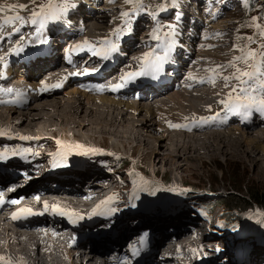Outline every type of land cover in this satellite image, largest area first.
I'll return each mask as SVG.
<instances>
[{
    "label": "bare ground",
    "instance_id": "1",
    "mask_svg": "<svg viewBox=\"0 0 264 264\" xmlns=\"http://www.w3.org/2000/svg\"><path fill=\"white\" fill-rule=\"evenodd\" d=\"M184 1L186 2V0ZM195 1L199 2V5L201 1V4H202V0H195ZM25 2L20 1L18 3L15 1L17 5L23 4ZM79 2H80L79 5L77 6L75 5L76 6L75 9H67L61 14L62 16L67 17L69 20H72L70 16H75L76 13L81 12L80 18L83 17V25H84L83 28L74 29L76 25L72 26L71 24L67 26L68 28H65V26H61L60 28H58L60 26L61 18L56 19L55 23H44L43 27H41L39 23L37 27V30H39V32L34 33L35 35H33L32 37L30 36L31 38L29 40L31 41H28L27 39L29 47L38 46L40 44L39 38L46 37L48 34H51L53 30L55 29H57L58 32L52 36L53 39H57L59 34H63L67 30H70L72 32V35H70L66 39V43L64 44L66 48L69 46L70 44L69 42H73L76 39H79L80 43H84L85 41H87L88 43L93 44V45L97 44V42L90 39L88 36L84 39L78 38L80 30H82L83 32H88L89 34L98 35L99 37L104 35V33H101V32L102 30H105V26L103 24L99 25L98 24L99 22H98L97 24H95L98 27L94 26L93 31L91 30H90L91 32L89 31V24H88L89 21L82 15L84 11L82 12L81 4H85L87 7H89L91 9L90 10L91 12L93 10H103V11H107V10L101 6L102 4L99 0H92V1L91 0H80ZM0 4L7 5V4H10V2L8 0H0ZM85 10H86V7H85ZM29 17H24V20L26 19L29 20ZM103 17L104 16L102 15H98L96 18H98V20H102ZM114 21H116V19H114ZM199 21L195 20L194 23L192 24V27L194 28V30H197V27L199 28L200 26ZM218 24L220 25V23ZM215 27H217V25ZM24 28H29V27L25 25V27H22V29ZM18 30L19 32L12 33L11 34L12 36L10 37L11 43L15 45L18 42L20 43L21 41H24V40L26 41V38L21 33L23 30L21 32H20V29ZM9 32L10 31L8 30V33ZM27 34H30V33L28 32ZM179 34H182V24L179 25V27L177 28V31L172 36V41L175 44H178V43L183 44L181 38L187 39L186 37H188L187 34L186 36L185 35L182 36L183 34L179 36ZM132 35L133 34L130 35L128 40L127 39L120 40L118 42L119 47L122 48V47H125L126 45H128V47H132L135 45V43L137 44L140 41V38H136ZM112 36L113 34L107 35V37H112ZM21 37H23V40H21ZM99 37H95V38L97 39ZM196 37L197 36L195 35L192 37V40H194V42L186 46L187 50H190V45L192 44H195V45L200 44L199 41L202 38L198 40ZM131 38H134V40H131ZM6 39L7 37L2 38L0 41V54L8 50V48H6L5 46L4 48L2 47ZM156 43L157 41H153V40H151L150 42L151 45L156 44ZM210 44L212 45V43H207L206 47L203 48L202 53L200 54L198 53V54L206 55V56L210 54V51H208V49L210 50V47H208L210 46ZM41 45L43 44L41 43ZM159 48L162 53L164 50L163 46L162 47L159 46ZM28 51L25 52L24 57L23 56L21 57L22 58L21 60L20 58H10L9 60H4V61L0 60V68H2L4 71V76L0 78L1 84L4 83V81H6L5 82L6 84L8 82L10 83L13 80H15L14 82L16 83V85H19L18 87L26 86L23 90H21L20 88L18 89V92L20 93L24 92L25 90H28V88L30 89L33 88L34 90H37V92H35L30 97L29 101L23 106H16L9 102L0 104L2 106H8L6 109V114L0 113V120H4L7 123H13L11 121H14L15 123H17L19 119H23L24 122H23V125L21 124V126H24V127L26 126V128L32 129L33 125L38 124L37 122L34 123L35 121H40L41 119H43L44 122L47 123L46 124V126L48 127L47 129L52 130L53 131L52 133H54V131L57 130V128L53 126L55 124H58L59 121L64 122L62 126L64 127L69 126L72 128L82 127L84 129L87 125V127L89 126V128L92 129V127L95 128V126L93 125L97 126V124L99 125L105 124V125L114 127L116 126V124H118L121 121V117L126 113V111L129 110L131 111V114L129 115H131L130 118L131 120H133L132 122H137L140 126L143 127L142 130L146 128V129H150L153 132H156L155 128L157 126L159 132H161V136L155 138L156 142L159 141L160 146H164L169 149L172 148L173 149L172 153H175V152L176 153L175 154L169 153L168 157L169 159L170 158H172L173 160L175 159V161H177L176 163H179V160L178 159L176 160V158H178V156L180 158V156L182 157L184 156V154L179 155L178 152L184 149L182 150L183 153L185 152L187 153L189 152V150L191 151L193 149L191 147L189 148L187 147L188 144L185 140L186 138H190V137H185L183 140L181 139L183 144H180V145L175 144L174 146L167 147L165 143H168V141L171 142V138L167 142H165L166 138H169V135H168L169 130L165 126H167L168 124L170 125L172 123H181V122L184 124H187L192 119H195V118L198 119V117H205L207 115H210L214 111L213 110L211 113L207 111L204 112L205 110L203 109L201 110V107L200 109L198 108L196 109V108H193L192 105L190 106L188 104L187 106L186 105L187 103L185 104L186 100L187 101H191V99L198 100V99L203 98V95H207V92L216 91V90L206 91V89L209 86L213 87L210 83L207 84L206 81L200 82L196 78H193V77L191 79H188V76H186L183 70L185 66L189 65V63L186 61H182V63H180L182 73L179 76L183 78L184 80H189V84H188L189 89H186L184 87L181 88L179 87V85H173V80L172 81L167 80L166 82H162V79H163L162 76L166 73L167 70L170 69V67H167L164 69V66L162 65L161 71L157 73L155 76L152 75V79H151L152 80L151 84L153 85L156 91L154 92L150 89L152 86L149 83L144 84L142 86L143 91H142L141 96L136 98L138 102L137 104V102L133 103L129 100L120 98L119 97L120 95L118 94V93H125V94L133 93L134 95L135 89L133 87H130L127 89L119 88L115 91L111 90V88L109 87L110 85H113V83L117 84L120 82V77L123 75V73L120 72V68L124 64H126L127 70L132 69L136 63L138 64V59H132L128 56V54L124 57H116L115 64L111 68H108V65H109L108 63H107V66H104L106 62H101L102 60H99L97 58H90L88 60L89 62L86 61L85 63L81 64L77 70H74V69L68 70L67 73H65V75L62 76V78L67 77V79H63V84L61 86L63 90L61 89L59 91V90L50 89L51 91L41 92L40 88L42 86V82L37 83L39 80H36L34 81V83H32L30 82V79H33L35 77L41 79L44 74H47V73L53 74L55 71L60 69V66L59 67L47 66L48 68H46L44 71H42L43 68L40 67L37 69V71L31 72L30 74L27 73L28 67H29L28 66L25 74L19 73V76L16 77L18 68H20L24 60L28 61V59L30 58L28 55ZM182 55H183V52L180 51L175 56V58L177 60H180V57ZM83 58H85V56ZM56 59L62 62V60L59 57V54L56 56ZM193 60L195 59L193 58ZM37 61H38L37 59H34L33 62H31L30 60L29 62L31 63H29V65L30 64L34 65ZM5 62H6V67H5ZM170 62H173V60L171 59ZM198 64H201V63L199 62ZM43 66H46V65L44 64ZM102 66L104 67L103 69L105 71L98 78H95L93 75H89L85 77L84 79H81L80 77H78V73L84 71L85 68L89 69V71L95 68L96 71H98V70H102L101 69ZM71 73H77V74L70 75ZM204 73L206 74V72ZM197 76L200 77V75H197ZM108 77H111V80L113 83H111L110 81L105 82L104 85H102L103 90L105 89V92L104 94H101V95H94L95 93L94 94L90 93L86 91L85 89H80L79 87L77 88L72 87L69 91L67 89L68 86L70 87V83L72 84L73 82L84 83V82L92 81V82L101 83V82H104ZM45 83L47 85H54V83H50V81H46ZM92 87H96L98 89L101 87V85L100 86L96 85ZM196 88L199 89V91H197V96H193V94L191 95L190 93ZM66 89L67 91L66 93L64 92V94L68 95L69 97L68 99H70L67 102L65 100H61L59 96H55V94H59L61 91H65ZM172 90L173 91L182 90V91L180 93L177 92V93H174V95L173 94L171 95L170 92ZM222 93L224 94V92ZM108 94H113L116 97L109 96ZM47 95L53 96L52 99H50L49 97L48 99L45 98L41 100L43 97H48ZM164 96L169 98L170 101L174 100L175 102L176 100L175 104L173 102H172L173 104H170V107H169L170 110L167 109L168 107L167 108L164 107L165 104L167 103L164 100ZM159 97H161V99H159ZM141 100L143 101L154 100L155 102L150 103L149 107H145L144 105L141 106L140 104ZM94 101H99V104L94 103ZM158 101L160 102L158 103ZM36 102H41V104L38 105ZM182 103H184L185 105L182 106L181 105ZM210 103L212 105H210L209 108L213 106H217L220 103V101L218 102L217 100V102H213V103L210 102ZM28 104L30 107L33 105V107L29 108L32 112H37L39 110L41 114H36V113L31 114L28 112H25L23 114V113L18 112L21 110L20 107H25ZM177 104L181 105L182 107H186V108H181L183 109V112L181 113L182 115L181 114L174 115L171 113V111L175 110V105ZM58 107H62V109H65L67 107L68 112L69 111H71L72 113L74 112V117L69 118L68 112H63L62 114H59L58 110L54 111L55 114L44 113L45 108L56 109ZM17 108H20V109H18L17 111ZM94 108L97 110L99 108L103 109L102 112L100 110H99L100 112H98V114L100 115V117L98 116V118L100 119L99 121L97 119L92 120V119L87 118V115H89V113L96 111ZM122 109H124V111ZM45 116L46 118H44ZM242 116L241 114H235L232 117H227V120H229L228 118H231L229 122L233 124L238 122L240 126L254 130L250 132L252 136H250L251 134L248 135L247 132L245 131H240V129L235 128V129H229L230 131L227 130V132L226 131L224 132L216 131V132L207 134L205 135L206 138H203L202 141L204 143L208 141H212L216 143L217 145L219 144L221 146V149L225 148L224 152H226V154H233L235 153L236 150H240L246 155L247 161H249L253 165H257L259 164L261 159L255 156L256 155L255 152L261 151V153L264 156V142H263V138L261 137V134L259 133V130L262 132V134L264 133V120L255 119L251 122H247L243 120ZM104 117H106L108 120H106ZM227 120L225 122H227ZM169 125L167 127L170 130H174L170 128ZM15 126L17 127V125ZM257 127H261V129L258 130ZM184 129L182 130L184 131ZM186 129L188 128L186 127ZM214 129H217V128H214ZM236 130H238V132L240 133L238 137L234 135V132H237ZM94 131L104 132L103 129L101 128L98 129V127L95 128ZM141 131L139 130V134L142 133ZM0 132H3V134L0 135V153H5L6 150L7 152L11 151L12 148L15 146L24 145V146H27V148L30 150L29 156L35 159H38V158H43L44 156H46V153H42L43 148L47 146L56 145V142L49 141L50 143H48L46 142V140L48 141V139H43L41 136H40L41 138L32 137V134H35L36 132H33L32 134L29 131L23 132L17 138L13 137V133L8 132V130H6L4 127L2 128L0 127ZM121 132L122 131L118 130L115 132L111 131L109 133L116 135V134H120ZM187 132L188 131H186V133ZM139 134H136L133 136L134 140L142 141L144 145L149 144V143L151 144V142L148 139H146L145 137L142 138ZM61 136H64V138H67L65 134ZM20 137H27V139H20ZM176 141L178 140H175V142ZM82 142H85V141H82ZM16 160H21V158L15 159V161ZM263 162H264V158H263ZM262 171H264V169H262ZM82 177H83V180L81 183H79ZM106 178H107V175L97 176L95 175V172L88 173L87 171H81L77 175L74 174L71 177L66 178V180H56V179H52L49 176L40 175L38 173V176H36L35 179L32 181V182H35V181L36 182L33 183L32 185L29 184L23 189L21 188L29 180L28 178L20 179L19 177H14L10 181L0 184V196H2L4 200L3 203H0V258H2L0 259V264H14L9 260L8 255L5 252V249L3 247V242L5 241H7L8 246L10 247V251L13 252L14 259L16 258L22 261V264H30L29 262H27L28 258H31L33 260L32 264H73L72 259L74 258V256H76L77 258L80 256H83L86 258V255L88 256L85 260V264H118V261H119L118 258L120 257L127 258V260H129L130 262L131 261L139 262L135 264H147V263L148 264H190L188 262V259L190 260L194 259L195 262L200 261V258L196 259L195 257H193L199 252H201L200 255L202 256V258L206 259V256L204 255L205 253L211 252V247L209 246V242L206 239H202V237H203L204 232L206 231H210L208 232L209 235L210 234L213 235L215 232L213 229H209V225L207 226V225L200 224V220L198 218H196V220L188 219V218L186 219L184 211L182 213H178L173 216L161 217L160 219L156 218L152 214V212H147V213L129 214L123 217L122 219L116 217V215H113V217L107 220L96 221L93 224L87 223V220L92 217L93 210L96 208V202L95 203L93 202L94 197L97 194H99L100 197H104L109 192V186L106 185L104 182ZM54 183L56 184L55 186L53 185ZM86 184H88L87 188L84 187ZM12 200H18L19 203L13 204L11 203ZM45 203L48 205L47 211H45V208H44ZM53 205H57L60 209H63L65 212L77 213L80 216H83L84 219L78 220L77 222H73L76 220L75 216H73L70 219L69 216L67 215L62 216L59 214H55L52 212ZM25 208H30L32 210H37V211L42 212L44 214V218H42L41 220H38V219L25 220L24 216H19V218L17 219H12V216H13L12 214L14 211H19ZM219 216L221 217L220 214ZM165 219H170L167 222L166 228L161 227V224L155 226L156 223H162L165 221ZM191 221L193 223H191ZM96 228H99V231H102L103 234L101 235L100 238H98V240L95 243H93L92 249L85 251V248L87 247L86 243L90 240V237H91L90 232L95 230ZM144 230L145 231L150 230V234L154 232V235L149 234V241L152 239V244L150 245L148 243L147 244L148 246L146 245L147 247L140 251L139 256L133 257L128 251L130 250V246H128V244L133 238L135 237H136L135 239L139 238L142 231ZM21 233L23 234V237H25L26 242H22V240H20L19 237H21L22 235ZM113 234H116V235L115 237L111 238L110 236ZM164 239H166V241ZM1 240L3 241L1 242ZM69 246H73V247L70 248ZM193 246H197L198 250L193 251L192 249ZM256 250H257V247L254 248V251L251 253L252 261L249 264H263L260 258H258V254H260L261 252L256 251ZM30 251H33V256H30ZM262 252L264 253V250ZM226 253H227L226 250H224L222 253V250L220 249L218 258L214 262H211V263L207 261L208 262L207 264H232L226 260V257H227V255H225ZM234 257L235 255L233 253L232 258ZM233 263L238 264V262L235 260ZM80 264L82 263L80 262Z\"/></svg>",
    "mask_w": 264,
    "mask_h": 264
},
{
    "label": "rangeland",
    "instance_id": "2",
    "mask_svg": "<svg viewBox=\"0 0 264 264\" xmlns=\"http://www.w3.org/2000/svg\"><path fill=\"white\" fill-rule=\"evenodd\" d=\"M8 1L10 2V4L11 3L16 4L15 1L18 3L20 1H22V2L26 1L25 3H23L24 5L27 6L26 9L17 10L18 14L21 15L22 17H29L31 15L32 11H39V5L41 3L47 2V0H15V1L14 0H8ZM79 1L80 0H69L68 6L66 7L65 10L75 9L76 6L79 5V3H80ZM99 1L102 4L101 6L104 7L107 11L93 10L91 12L90 11L91 9L89 7H87L85 4H81L82 12L85 11V13H86V15H85V13H83L82 15L86 19H88V21H89L88 22L89 31L90 30L93 31L94 26H96L95 24H97L98 22H99L98 23L99 25L103 24L105 26V30H102L101 33H104V35L99 37L98 35L89 34L88 32H83L82 30H80L78 38L84 39L88 36L90 39L97 42V44H94L97 48L104 47L103 42L105 40H111V41H115L116 43H118L120 40H123V39L128 40V38L130 37L131 34H133L132 36H134L136 38H140V41L137 44L135 43V45L132 47H128V45H126L125 47H122V48L119 47L117 53H115L114 58L123 57L126 54H128V56L130 58L137 59V58H140L141 56H143L144 53L151 52V51H157V49H159V46L165 47L169 40L172 41L171 37L173 35L164 36L163 33L165 32L167 34L169 31H171L172 27H174L175 30L177 31V28L181 24H182V34L183 35L179 34V36H181V35L186 36V34L188 35V37H186L187 39L185 41H183L185 43V45L188 46L189 44L194 42V40H192V37L194 35L197 36L196 38L198 40H200L202 38L201 39L202 41L201 40L199 41L200 44L190 45V50H185L183 45H180V47H183L182 51H183L184 56H188V52L192 53L191 57H189L190 63L193 65V63L195 61L194 65H196L197 69L200 67L198 70L196 69V71L203 73L201 75V79L203 78L202 79L203 81H206L207 84L210 83L213 86V87L209 86L206 89V91H214V90H216V91L207 92V95H203V98L198 99L200 101L194 100V99H191V101L186 100L187 102L185 101V104L187 103L186 104L187 106H188V104L190 106L192 105V107L196 108V109L197 108L200 109V107H201V110L202 109L205 110L204 112L207 111V112L211 113L213 110L214 111L210 115H207L205 117H198V119L197 118L192 119L187 124H184L182 122L181 123H172L175 125H182V124L186 125V127L188 129H186V127H170V125L168 124L170 128L174 129V130H170L167 127L168 125L165 126L169 130V133H168L169 138H166L165 142H167L171 138V142L168 141V143H165L167 145V147L168 146H174L175 144H177V145L183 144L182 140L185 137H190V138H186L185 140L188 144L187 147L188 148L191 147L193 149L191 151L189 150V152H187V153L186 152L183 153L182 150H184V149L179 151L178 152L179 155L184 154V156H182V157L180 156V158L178 156V158H176V160L177 159L179 160V163H176L177 161H175V159L174 160L172 158L169 159L168 154L169 153L175 154L176 152L172 153V151H173L172 148L169 149V148H166L164 146H160L159 141L156 142L155 138L161 136V132H159L157 126L155 128L156 132H153L150 129H146V128H144V130H142L143 129L142 126H140L137 122H132L133 120H131V118H130L131 115H129V114H131V111H129V110L126 111V113L121 117V121L118 124H116V126H114V127L113 126L111 127V126L105 125V124H100L101 126L99 124H97V126L93 125V126H95V128L98 127V129L99 128L103 129L104 132H95L94 127H92V129H91V128H89V126L87 127V125L84 129L82 127L81 128L80 127L72 128L69 126L64 127V126H62L64 124V122L59 121L58 124H55L53 126V127L57 128V130L54 131V133H55L54 134V133H52L53 132L52 130L47 129L48 128L46 126L47 123L44 122L43 119H41L40 121H35L34 123L37 122L38 124L33 125L32 129L26 128V126L25 127L21 126V124L23 125V122H24L23 119H20L18 121L19 123L18 122L15 123L14 121H11V122H14V124H18L17 127L22 132H27V131L34 132V131H36V133L37 132L43 133V134L47 133V134L54 135L58 138H60L61 135L65 134L69 140L72 139L74 141L88 142L92 147H95L97 149L96 154H94V159L98 158L100 160V162L96 163L94 161V162H92V164L94 165V167H96L98 169H103L102 168V161L105 164V166L112 167L114 165V163L109 161V159L111 157L115 158V159L116 158L118 159V158L131 157L130 160L132 162H136L137 166H139L140 168L145 170L147 175L149 177L153 178L154 180H158L160 175H162V177H164L165 175L168 174L170 180L171 179L183 180L186 183L189 182V183H191V186L195 187L196 189L198 187H200V188L205 187L207 192L211 191L212 194H214V191H215V193L216 192L217 193L218 192H225L226 187L228 188L229 186H232V185L233 186L236 185V186L240 187V189H243V190H244V188L253 187V188H257L259 191H264V171H262V169H264V166H263L264 165V162H263L264 156L261 153V151L255 152V154H256L255 156L257 158H260L261 161L259 162V164L253 165L252 163L247 161L246 155L240 150H236L235 153H233V154H226V152H224L225 148L221 149V146L219 144L217 145L216 143H214L212 141H208L205 143L202 141L203 138H206L205 135L216 132V131H218V132L219 131L220 132L226 131L227 132V130L230 131L229 129L238 128V129H240V131L247 132L248 135L251 134L250 133L251 131H254L250 128L248 129L246 127L240 126V124L238 122L234 123V124L229 122V120L231 118H228L229 120H227V117H232L233 115L238 114V113L227 112L222 103H219L217 106H213L214 108L213 107L209 108V107H210V105H212L210 102H212V103L217 102V100L219 102V101L226 99L227 96L229 95V93L232 92L233 87H238V82L235 79H229L228 81H225V79H224V77H232L233 74L235 73V68L230 66V62H234L237 67H240V68L245 67V65L242 62L234 61V57H238V56L243 55L244 52L249 50V49L254 50V51L259 53L262 50V48H264V37H262L260 35L261 30L264 29V6H263L264 0H254L253 1V3H254L253 7L249 6L248 0H202V4L200 1V5H199V2H197L195 0H186V2L184 0H175V3H173V0H172L169 5H167L166 2L162 3V5L164 6L163 8H160V6L157 7L158 4H157V2H155V0H149V8H146V6H145L146 0H142V10L136 11L135 15H133L131 18V32L127 33L124 36H121V38L118 41L116 40V37L114 35L112 37H107V35L113 34L114 30L124 27V21L127 18L121 17V13L125 12V11L132 13L133 7L131 5L125 4L124 0H99ZM54 4H55V7L57 9L64 8L65 7V0H54ZM71 5H76V6H74V8H73V6H71ZM85 7H86V10H85ZM0 13L8 14L9 16L15 14V13H13L11 11H7V10L4 12H0ZM80 13H76L75 16L73 17L74 23L76 21H78V19L80 17ZM153 14H155V15H153ZM98 15L104 16L103 19L98 20V18H96ZM212 17H213V19H212ZM114 19H116V21H114ZM195 20L196 21L200 20L199 21L200 26H199V28L197 27V30H194V28L192 27V24L194 23ZM18 22L19 23L22 22L20 24L22 27H25V25L29 27V28H24V29H22V27L19 28L20 32L23 30L21 33L26 38V41L24 40V41L20 42L23 45L24 52H25V50H28L30 48L28 45V41H31V40H29V39L33 35H35L34 33L39 32V30H37L36 27L32 26L33 24L28 19L23 20V21H18ZM218 23H220V25ZM216 25H217V27H215ZM254 25H258L259 27H256ZM96 27H98V26H96ZM76 28L79 29L80 27H76ZM156 28H159L158 34L160 35L161 39L159 40L158 44L156 43V44L151 45L150 42L152 39H151L150 34ZM192 30L195 32H193ZM15 32L17 33V32H19V30H16ZM28 32L30 34H27ZM11 34H7L4 31V36H8V35L12 36ZM95 37H99V38L96 39ZM249 38H251V39H249ZM27 39H28V41H27ZM131 40H134V38H131ZM206 42L212 43V45L210 44V46H208V47H210V50L208 49V51H210V54H208L207 56L206 55H199L200 53H202L203 48L206 47V44H207ZM204 43H205V45H204ZM162 44H164V45H162ZM172 44H173V41H172ZM4 46L6 48H9V50L13 48L10 40H9V42H8V40L7 41L5 40L2 47L4 48ZM134 47H136V48H134ZM137 47H138V49H137ZM134 49H136V50H134ZM4 53L0 54V57L4 58L3 61L9 58L8 53H10V52L8 51L6 54H4ZM22 53L23 52H21L19 54H10V56H11L10 58H19V56H21ZM2 54H4V55H2ZM196 54L199 56H197ZM24 55H25V53H23V57H24ZM191 58H192V60H191ZM193 58L195 60H193ZM199 62L204 66H202L201 64H198ZM21 66H22V64H21ZM124 67H127V66L123 65L120 68L121 71ZM133 68H132L133 70L132 69H130V70L138 71V69L140 68V64L136 63L133 66ZM189 69H191V68L189 67ZM203 69H205V70H203ZM211 69H215V72L209 71ZM66 70H69V69H64V71H66ZM204 72H206V74ZM19 73L20 72L18 71L16 73V76H19ZM47 75H51V76L56 75L57 76L58 71H55L53 74L50 73ZM64 75H62V74L58 75L57 81L60 82L62 80V76H64ZM35 78H33L32 81H30V82L34 83V81L39 80L37 82V83H39V82L43 81V78H41V79L40 78L35 79ZM210 79H214V83L209 82ZM50 83L55 84L58 82H50ZM84 85H90V83H88V82H86V83L73 82L72 84L70 83V87L68 86L67 89H68V91L72 87H76V88L79 87L80 89H84V87H83ZM29 89L30 88H28V90ZM67 89L65 91H61L59 94H55V96H59V98L61 100H65L66 102L69 101L70 99H68L69 98L68 95L64 94V92L66 93ZM210 89H212V90H210ZM194 90L195 91L193 93V96H197V91H199V89L196 88ZM181 91L182 90H178V91L172 90L170 92V94L174 95V93H177V92L180 93ZM221 91L224 92L225 95ZM36 92H37V90H36ZM91 93H93V92H91ZM101 94H104V93L97 92L94 95H101ZM118 94L120 95L119 97L122 99L129 100L133 103L137 102V99L134 98L133 97L134 95L132 96L131 93L130 94L118 93ZM198 94H199V92H198ZM258 94L264 95V89H259ZM108 95L114 96L113 94H108ZM47 96L48 97H43L41 100H43L45 98L48 99L49 97H50V99H52V97H53V96H49V95H47ZM166 96H167V94H166ZM166 96H164V100H165V102H167L169 104L166 103L164 107L165 108L168 107L167 109L170 110V108H169L170 104H173V103L175 104L176 100H175V102H174V100L170 101V99L167 98ZM114 97H116V96H114ZM159 99H161V97H159ZM173 99H175V98H173ZM204 99H206V100H204ZM164 100H163V102H164ZM154 102H155L154 100H148V101L141 100L140 104H141V106L144 105L145 107H149L150 103H154ZM159 102L160 101H158V103ZM36 103L38 105L41 104V102H36ZM94 103L99 104V101H94ZM137 104H138V102H137ZM185 104L182 103L181 105L183 106ZM181 105H179V104L175 105V110L171 111V113L174 115H180L183 112V109H181V108H186V107H182ZM7 107L8 106L0 105V113L6 114ZM31 107H33V105ZM31 107L28 104L25 107H20L21 108L20 111H18V109H20V108H17V111L20 113H23V114L25 112H28L31 114H34V113L41 114L39 112V110L37 112H32L29 109ZM61 109H62V107H58L56 109L45 108L44 113L55 114V112H54L55 110H58L59 114H62L63 112H68L67 107L65 109H62V110ZM95 110H96V111H94L95 113L94 112L89 113V115H87V118L92 119V120L97 119L99 121L100 119L98 118V116L100 117V115L98 114V112H100V111L102 112L103 109L99 108L98 110L97 109H95ZM122 110L124 111V109H122ZM68 116H69V118H73L74 112L72 113L71 111H69ZM209 117H215V119L209 120V122H207V123H200L199 122L201 118H209ZM44 118H46V116ZM104 118L106 120H108L106 117H104ZM242 118L244 120V116H242ZM226 120H227V122H225ZM4 123H7V122H5L4 120H0V127L1 128L5 126ZM191 123H193V124H191ZM235 124H237V125H235ZM191 126H192V128H191ZM202 126H204L205 128ZM220 126H221V128H220ZM200 127L203 129H201ZM241 127H243V128H241ZM181 128L182 129L185 128L184 131ZM208 128H210V129H208ZM214 128H217V129H214ZM199 129H201L202 131ZM257 129L259 130V129H261V127H257ZM118 130L122 131L120 134H122L123 136L120 134L115 135V134L109 133L111 131L115 132ZM139 130L140 131L142 130L141 134H139ZM124 131H126V132H124ZM186 131H188L189 133L188 132L186 133ZM236 131L237 132H234V135L238 137V135L240 133L238 132V130H236ZM106 132H108V133H106ZM259 133L261 134V137L263 138V142H264V133L262 134V132L260 130H259ZM136 134H139L142 138L145 137L146 139H148L151 142V144L149 143L150 145L149 144L144 145V143H142V141L134 140L133 136ZM250 136H252V134ZM61 137H64V136H61ZM237 137H236V139H237ZM240 138H241V136H240ZM62 140H64V138H62ZM175 140H178V141L175 142ZM46 142L50 143L47 140H46ZM99 146L103 147L104 149H99ZM43 149H42L43 152H50L53 150L49 147H45ZM162 158H164V159H162ZM260 168H262V169H260ZM152 171H156L157 175L153 176ZM88 173H91V172H88ZM108 173L110 175L114 176L115 173H121V171H119V172L118 171L117 172H108ZM210 177H213L214 183H210V181L208 179ZM82 180H83V177L81 178L79 183H81ZM35 182H31L30 185H32ZM102 208H107V204L103 203L99 207V209H102ZM176 210L178 211V213H182L184 211L186 219L188 218V219L196 220V218H198L200 220V224L207 225V226L209 225V229H213L215 232L213 235H211V234L209 235L208 232H210V231H206L203 234L202 239H206L209 242V246L211 247V252L205 253V255H204V256H206V259H203L202 256L200 255L201 252H199L193 257H195L196 259L200 258V261L195 262L194 259L193 260L188 259V262L190 264H197V263L198 264H207L208 263L207 261H209V263L214 262L218 258L219 251H217V248H219V247L222 250V253L224 250L227 251V253L225 254V255H227L226 260L229 261L230 263L234 264L233 263L234 260L232 258L233 252L232 251L229 252V249L225 245L226 237L227 238H229L230 236L232 237L230 232L233 230V227L231 229H226V228L221 226V220L220 219H218L216 222L213 219L216 214L225 213V215H229L228 210L225 208V206L223 204H221V203L217 204L216 203L213 206V208L211 209L209 215L201 214L202 216H208V218H209L208 220H204V217L203 218L200 217L199 213L194 209V207L188 203L185 195L182 197V199L179 200L178 205L176 207ZM219 218H220V216H219ZM248 218H249V221L246 222V219H248ZM262 218H264V211H261L258 208L254 209L253 212L248 211V213L245 214L242 218V221L244 220V222L240 225V229H242L245 226V224H246V226H249L253 220H255V219L258 220V219H262ZM153 219H154V217H153ZM169 220L170 219H165L164 222L156 223L155 226L161 224V227L166 228L167 222ZM209 220H211L212 222H210ZM191 223H193V222L191 221ZM143 226H142V228H143ZM164 240L166 241V239H164ZM206 248H208V247H206ZM258 258H260V260L262 261V258L264 260V255L262 256L261 254H258Z\"/></svg>",
    "mask_w": 264,
    "mask_h": 264
},
{
    "label": "snow or ice",
    "instance_id": "3",
    "mask_svg": "<svg viewBox=\"0 0 264 264\" xmlns=\"http://www.w3.org/2000/svg\"><path fill=\"white\" fill-rule=\"evenodd\" d=\"M69 0H65V7L57 9L54 4V0H47L46 3H41L39 5V11H32L31 15L29 17V21L32 24H36L38 21L43 27L46 20H52V19H60V14L66 9L68 6ZM125 4L131 5L133 7L132 13L125 11L121 13V17L127 18L124 21V27L114 30L113 35L116 37V40L118 41L121 36L126 35L127 33L131 32V18L133 15H135L136 11L142 10V0H124ZM173 3H175V0H173ZM75 6V5H71ZM26 5L24 4H7V5H0V12L4 11H11L15 14L10 16H5L0 22V27L7 26L14 24L18 21H23L24 17L18 14L17 10H24L26 9ZM163 5H160V8H163ZM155 15V14H153ZM256 27H259L258 25H254ZM175 28L172 27L171 31H169L166 35L171 36L173 33H175ZM159 28H156L152 31L150 34L151 39L153 40H160L161 37L158 34ZM260 35L264 37V29L261 30ZM251 39V38H249ZM21 40H23V37H21ZM43 42V41H41ZM104 47L100 49H93V54L96 56L101 57L103 60H109V58L112 56L113 53H116L119 49L118 43L111 40H105L103 42ZM91 47L88 45V42L85 41L84 45H76L74 46V49H82L83 47ZM172 47V41L169 40L168 43L165 46V52L164 55H154V51L144 53L143 56H141L139 59L140 61V69L138 71H129L124 73L120 77V82L115 85H110L109 87L111 90L115 91L121 87H124L127 83L131 82L138 76H142L145 74H151L155 76L157 73H159L162 69V65L167 60L168 55V49ZM70 50V51H72ZM24 51V47L21 43H17L15 46H13L12 49L9 50L10 54H19ZM3 57H0V60H3ZM234 61H240L242 62L245 67L240 68L237 67L234 62H230V66L235 68V73L232 77H224L225 81H228L229 79H235L238 82V87H233L232 92L229 93L226 99L220 101L224 105V108L229 113H238L244 116L246 119L248 116V110L252 108L259 109V111L264 112V95L258 94L259 89H264V48L258 53L254 50H247L244 52L243 55L234 57ZM6 67V62H5ZM85 72L89 71V69L85 68ZM91 71H96L95 68L91 69ZM209 71L215 72V69H211ZM77 73H71L70 75H76ZM4 76V71L2 68H0V78ZM63 79H67V77L62 78V80L54 85H47L46 83L42 82V86L40 88V91H46L50 87L58 88L61 87L63 84ZM209 82L214 83V79H210ZM103 90V86L97 89ZM9 92H11V89H8ZM20 94L17 93V100L19 99ZM15 102V101H14ZM215 119V117H209V118H201L200 123H207L209 120ZM170 127H186V125H175L170 124ZM3 132H0V135H2ZM20 139H27V137H20ZM60 143V142H58ZM62 149H66L65 151H62L59 153L60 161H64L67 158V155L70 151L74 149L79 150L78 154L80 155H89V154H96V149L87 148L85 149L81 145H75V146H65L61 145ZM29 149H22L20 150L19 154L27 153L29 152ZM7 152V150H6ZM0 153V159H7V154ZM17 152H13L12 155H17ZM55 167L60 166H66V164H62L59 161L54 162ZM153 195L155 192L152 193ZM138 198V197H136ZM38 199V198H37ZM112 198H109L108 201H105L104 203H110ZM3 197L0 196V203H3ZM11 203L16 204L19 203L18 200H12ZM131 207H136V204L134 202L131 203ZM45 211L48 210V205L45 203ZM118 210L116 208H109L107 210V215H113ZM20 213L33 215L36 213H33L32 209L25 208L19 210ZM52 212L59 215H67L71 219L73 216L76 217V220L73 222H77L78 220L84 219L83 216H80L77 213H71V212H65L63 209H60L57 205L52 206ZM98 214L97 211H94L92 215ZM19 218L18 213H14L12 216V219ZM148 233H144L139 240L140 247L138 248L135 244L130 245V250L133 257H136L140 254V251L143 249V247L146 244ZM195 251V250H193ZM217 251H220L219 248H217ZM2 259V258H0ZM122 264H131L127 258L122 262Z\"/></svg>",
    "mask_w": 264,
    "mask_h": 264
},
{
    "label": "trees",
    "instance_id": "4",
    "mask_svg": "<svg viewBox=\"0 0 264 264\" xmlns=\"http://www.w3.org/2000/svg\"><path fill=\"white\" fill-rule=\"evenodd\" d=\"M164 1L169 0H155V2L158 4L157 6H160ZM248 1L249 6L253 7L254 0ZM145 6L149 8V0L145 1ZM118 164L119 166L126 167L128 166L129 161L127 159H121ZM208 179L210 183H214L213 177ZM169 180L170 178L168 174L163 177L164 182L167 183ZM31 182L32 181L28 182L26 186H28ZM188 184L191 185V183ZM152 190L156 189L153 188ZM188 201L198 203L204 212H208V210L212 209L216 203L223 204L228 210L229 215H225V213L222 214V224L224 228L231 229L232 227L234 228L236 225L241 223L243 216L247 214L248 211L253 212L256 208L264 210V191H259L257 188L253 187L244 188L243 190L236 185H232L228 188L226 187L225 192L215 193L214 191V194L211 195H207L203 192L199 193V195L191 194L188 196ZM262 224H264V218L255 222L254 230H260Z\"/></svg>",
    "mask_w": 264,
    "mask_h": 264
},
{
    "label": "flooded vegetation",
    "instance_id": "5",
    "mask_svg": "<svg viewBox=\"0 0 264 264\" xmlns=\"http://www.w3.org/2000/svg\"><path fill=\"white\" fill-rule=\"evenodd\" d=\"M20 191H22V190H20Z\"/></svg>",
    "mask_w": 264,
    "mask_h": 264
}]
</instances>
